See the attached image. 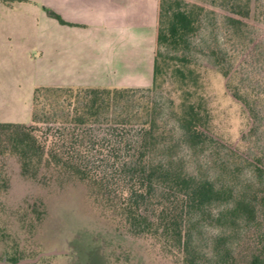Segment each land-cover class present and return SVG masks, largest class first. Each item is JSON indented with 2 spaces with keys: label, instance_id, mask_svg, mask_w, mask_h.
I'll use <instances>...</instances> for the list:
<instances>
[{
  "label": "rangeland",
  "instance_id": "374dc122",
  "mask_svg": "<svg viewBox=\"0 0 264 264\" xmlns=\"http://www.w3.org/2000/svg\"><path fill=\"white\" fill-rule=\"evenodd\" d=\"M187 1L203 6L196 28L182 45L158 47L161 71L156 85L137 86L131 96L136 104L149 100L155 106L156 158L195 177L246 185L253 180L249 170L256 161L255 152L264 154V0H250L246 16L210 0ZM228 16L238 17L240 22L235 24ZM176 66L185 74L183 81ZM218 66L228 70L230 81ZM227 84L248 94L247 102L256 117L254 130L249 132L245 111ZM184 88L189 90L184 97L198 101L204 118L202 132L194 140L185 139L175 123ZM47 101L40 97L37 107L48 108ZM55 117L56 113H49L39 122L24 124L33 126L40 138L46 135L49 139L59 124ZM106 126L91 125L96 134ZM11 133L0 129V259L10 261L12 255L34 257L55 250L34 262L88 264V249L97 247L109 264H182L179 252L163 249L154 237L131 232L86 181L44 166L34 175L23 174L19 157L11 150ZM102 156L94 149L90 165L114 173L111 162ZM162 192L157 190L156 195L165 197ZM219 207V203H209L183 220L195 264L213 261L212 240L221 230L215 213ZM258 239L259 230L253 224L238 221L233 225L230 246L234 260L230 264H247L260 246Z\"/></svg>",
  "mask_w": 264,
  "mask_h": 264
},
{
  "label": "trees",
  "instance_id": "16d2710c",
  "mask_svg": "<svg viewBox=\"0 0 264 264\" xmlns=\"http://www.w3.org/2000/svg\"><path fill=\"white\" fill-rule=\"evenodd\" d=\"M210 1L226 5L238 16H246L249 12L250 0ZM202 10V5L192 1L158 0L151 86L156 85L161 71L158 47L182 45L196 28ZM48 13L67 22L53 10ZM228 17L235 24L240 22L238 17ZM174 69L183 81V71L178 66ZM218 70L230 81L227 69L218 66ZM227 87L245 111L249 132L254 130L256 117L253 106L247 102L248 94L235 86L227 84ZM135 88L137 86L36 85L32 93L30 120L39 122L49 113H56L59 124L54 129L56 131L51 132L52 136L48 139L42 135L40 138L34 132L35 128L24 122L0 121V129L12 132L10 146L19 157L22 173L34 175L40 167H53L86 181L95 196L114 209L131 232L154 237L163 249L179 252L182 264H195L191 255V238L182 227L186 215L209 203H219L215 213L221 230L212 240L210 255L213 261L210 264H230L234 260L230 237L232 226L238 221L253 224L259 230L260 246L250 254L247 264H264L263 152H255L256 161L249 170L253 180L246 185L174 170L168 162L155 156L159 134L155 106L149 100L136 104L131 96ZM188 92L187 88L183 89L175 123L185 139L194 140L202 132L204 118L198 101L184 97ZM40 97L48 100V108L44 109V105L37 107ZM93 123L107 124L106 130L96 134L91 127ZM98 135L101 136L98 138ZM94 149L111 162L114 173L90 165ZM157 190L163 191L165 197L157 196ZM167 194L171 197L166 198ZM19 259L20 255L9 257L10 261ZM87 263L109 264L97 247L88 249Z\"/></svg>",
  "mask_w": 264,
  "mask_h": 264
},
{
  "label": "crops",
  "instance_id": "0c3cea01",
  "mask_svg": "<svg viewBox=\"0 0 264 264\" xmlns=\"http://www.w3.org/2000/svg\"><path fill=\"white\" fill-rule=\"evenodd\" d=\"M157 7L158 0H0V121L27 123L36 85H148Z\"/></svg>",
  "mask_w": 264,
  "mask_h": 264
},
{
  "label": "water",
  "instance_id": "95a60500",
  "mask_svg": "<svg viewBox=\"0 0 264 264\" xmlns=\"http://www.w3.org/2000/svg\"><path fill=\"white\" fill-rule=\"evenodd\" d=\"M55 250H50V251H45V252H39L36 256L34 257H24L16 261H6L3 259H0V264H25L28 262H34L36 261L40 255L45 254V253H53Z\"/></svg>",
  "mask_w": 264,
  "mask_h": 264
}]
</instances>
